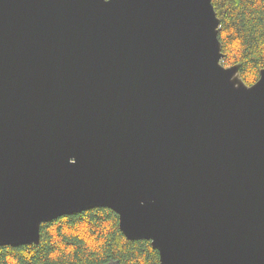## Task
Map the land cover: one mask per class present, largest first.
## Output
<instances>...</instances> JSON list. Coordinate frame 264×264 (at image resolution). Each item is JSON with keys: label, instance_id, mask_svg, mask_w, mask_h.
<instances>
[{"label": "water", "instance_id": "obj_1", "mask_svg": "<svg viewBox=\"0 0 264 264\" xmlns=\"http://www.w3.org/2000/svg\"><path fill=\"white\" fill-rule=\"evenodd\" d=\"M214 14L0 0V243L109 206L162 264H264V77L217 67Z\"/></svg>", "mask_w": 264, "mask_h": 264}, {"label": "clouds", "instance_id": "obj_2", "mask_svg": "<svg viewBox=\"0 0 264 264\" xmlns=\"http://www.w3.org/2000/svg\"><path fill=\"white\" fill-rule=\"evenodd\" d=\"M218 2L216 65L235 69L230 82L250 90L262 80L248 86L256 77H264V0ZM122 233V217L109 206L61 214L38 224V243H0V264H162L153 237L128 239Z\"/></svg>", "mask_w": 264, "mask_h": 264}, {"label": "trees", "instance_id": "obj_3", "mask_svg": "<svg viewBox=\"0 0 264 264\" xmlns=\"http://www.w3.org/2000/svg\"><path fill=\"white\" fill-rule=\"evenodd\" d=\"M212 5H213V7H214V10H215V12H216V15H217V17H219V15H220V4H219V2H218V0H212ZM258 78H259V76L258 77H256L250 84H249V86L250 85H252V84H254L257 80H258ZM123 235V234H122Z\"/></svg>", "mask_w": 264, "mask_h": 264}]
</instances>
